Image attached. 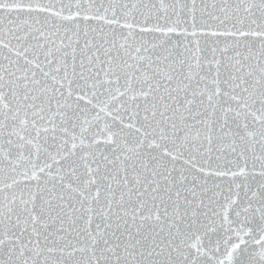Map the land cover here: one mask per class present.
<instances>
[{
    "label": "snow or ice",
    "instance_id": "1",
    "mask_svg": "<svg viewBox=\"0 0 264 264\" xmlns=\"http://www.w3.org/2000/svg\"><path fill=\"white\" fill-rule=\"evenodd\" d=\"M0 264H264V0H0Z\"/></svg>",
    "mask_w": 264,
    "mask_h": 264
}]
</instances>
